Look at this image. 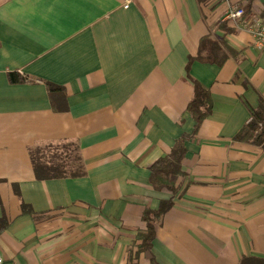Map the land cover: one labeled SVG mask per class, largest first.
<instances>
[{
    "label": "crops",
    "instance_id": "1",
    "mask_svg": "<svg viewBox=\"0 0 264 264\" xmlns=\"http://www.w3.org/2000/svg\"><path fill=\"white\" fill-rule=\"evenodd\" d=\"M230 4L264 12V0H0L2 264L264 262V142L234 138L264 101V49L223 18ZM203 37L215 44L202 52ZM194 80L212 98L196 129ZM182 134L174 191L155 190L150 167ZM50 144H70L83 173L38 179L30 152ZM168 200L135 256L143 211Z\"/></svg>",
    "mask_w": 264,
    "mask_h": 264
},
{
    "label": "trees",
    "instance_id": "2",
    "mask_svg": "<svg viewBox=\"0 0 264 264\" xmlns=\"http://www.w3.org/2000/svg\"><path fill=\"white\" fill-rule=\"evenodd\" d=\"M248 13L249 10L246 9V14ZM208 44L214 45L215 43L212 42L210 38L203 37L200 41V51L203 52V49L206 48ZM197 58L206 60L201 55H198ZM8 78L10 82L22 80V78L14 72H9ZM54 87V85L49 84L50 91ZM211 109L212 98L209 89L203 86L200 82L194 80L192 97L187 104V111L195 121L194 129H196L199 123L210 114ZM188 137V134H182L175 140L170 152L157 159L151 165L150 183L155 190L168 189L174 191V177L182 172L181 162L185 155L184 141ZM234 138L251 143L264 142V101L260 102V105L256 110H252L249 122L239 130ZM69 146L70 144H50L43 148L31 150L30 155L36 177L38 179H46L82 174L83 170H81L79 166L74 169L69 165V160H71L69 155L64 157L60 156L59 159L53 157L54 153L57 155L58 150H62L67 153V148H69ZM43 150L46 152L49 151L51 156H45ZM72 160H79V158L73 157ZM170 204V200L164 201L157 209H146L143 211L142 219L145 221L146 226L143 230L138 231L136 234V238L139 242L137 243L135 256L142 251H148L150 249L151 241L154 237V224L161 218ZM247 259L253 258H244L239 264H243V261ZM131 264L135 263L133 262ZM150 264L157 263L152 258ZM249 264H264V262L255 261Z\"/></svg>",
    "mask_w": 264,
    "mask_h": 264
},
{
    "label": "built area",
    "instance_id": "3",
    "mask_svg": "<svg viewBox=\"0 0 264 264\" xmlns=\"http://www.w3.org/2000/svg\"><path fill=\"white\" fill-rule=\"evenodd\" d=\"M127 6L128 2L123 4V7ZM223 18L233 20L238 28L250 33L256 47L264 49V12H251L248 16L243 6L230 4L224 11ZM2 261L0 255V264H2Z\"/></svg>",
    "mask_w": 264,
    "mask_h": 264
},
{
    "label": "rangeland",
    "instance_id": "4",
    "mask_svg": "<svg viewBox=\"0 0 264 264\" xmlns=\"http://www.w3.org/2000/svg\"><path fill=\"white\" fill-rule=\"evenodd\" d=\"M43 153L45 154V156H46V155H47V156H51V154H49V151L46 152L45 150H43ZM53 153H54V152H53ZM53 153H52V154H53ZM69 153L71 154V158L74 157L73 155L75 154V152H74V150H73V147H71V146H70L69 148H67V154H69ZM70 154H69V155H70ZM72 162H73L72 159L69 160V163H72Z\"/></svg>",
    "mask_w": 264,
    "mask_h": 264
}]
</instances>
